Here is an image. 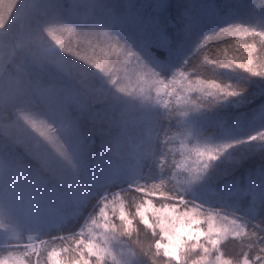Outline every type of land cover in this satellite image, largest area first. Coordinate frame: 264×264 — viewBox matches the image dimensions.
I'll return each instance as SVG.
<instances>
[{"label": "snow or ice", "instance_id": "1", "mask_svg": "<svg viewBox=\"0 0 264 264\" xmlns=\"http://www.w3.org/2000/svg\"><path fill=\"white\" fill-rule=\"evenodd\" d=\"M238 7L0 0V264H264V0Z\"/></svg>", "mask_w": 264, "mask_h": 264}, {"label": "trees", "instance_id": "2", "mask_svg": "<svg viewBox=\"0 0 264 264\" xmlns=\"http://www.w3.org/2000/svg\"><path fill=\"white\" fill-rule=\"evenodd\" d=\"M188 1V0H187ZM186 0H95L96 3L107 6L111 10L112 14L120 17L124 20V26H130L131 19L135 16H141L148 19L153 17H158L161 13L166 16L169 21L174 25H179L183 22V17L185 12L193 11L194 15H201L203 17V25H213L215 24H225L227 20L224 18V12L230 10V6L238 5V15L243 14L248 8L255 2V0H202L204 9L200 0H190L192 7L187 6ZM194 1H198L199 5L196 6ZM244 1V10L241 7ZM49 3L53 5H67L69 0H48ZM165 4V8H158L157 5ZM209 6H214L220 11L219 15L208 16L205 14V9ZM262 13L259 8L255 9L254 15L259 17ZM117 31L119 30V25L115 26ZM217 27V26H216ZM82 223V221H81ZM142 227V226H140Z\"/></svg>", "mask_w": 264, "mask_h": 264}, {"label": "rangeland", "instance_id": "3", "mask_svg": "<svg viewBox=\"0 0 264 264\" xmlns=\"http://www.w3.org/2000/svg\"><path fill=\"white\" fill-rule=\"evenodd\" d=\"M187 1V0H186ZM200 2H201V4H202V8L204 9V6H203V1L202 0H200ZM192 2L190 1V0H188L187 1V6L189 7V8H191L192 7V4H191ZM196 3V6L197 5H199V2L197 1H194V3L193 4H195ZM241 7H242V9L244 10V1L242 2V4H241ZM250 8V7H249ZM249 8H248V10L247 11H245V12H243V14H240L239 16H241L242 18L243 17H246L247 16V14H248V12H249ZM191 13L192 14H195L193 11H191ZM201 16V15H200ZM226 23V22H225ZM223 24H221V23H219V24H215V27L213 26V25H202V27H203V29L204 30H210V29H212V28H216V26L217 27H219V26H222ZM194 119H196V120H201L202 118L201 117H195Z\"/></svg>", "mask_w": 264, "mask_h": 264}, {"label": "clouds", "instance_id": "4", "mask_svg": "<svg viewBox=\"0 0 264 264\" xmlns=\"http://www.w3.org/2000/svg\"><path fill=\"white\" fill-rule=\"evenodd\" d=\"M71 3H72V0H69V3H68V5H71ZM98 82V81H97Z\"/></svg>", "mask_w": 264, "mask_h": 264}]
</instances>
